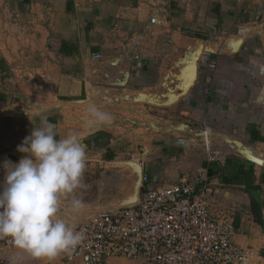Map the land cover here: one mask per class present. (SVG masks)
I'll return each instance as SVG.
<instances>
[{
	"label": "crops",
	"instance_id": "crops-1",
	"mask_svg": "<svg viewBox=\"0 0 264 264\" xmlns=\"http://www.w3.org/2000/svg\"><path fill=\"white\" fill-rule=\"evenodd\" d=\"M1 1L12 13H0V20L15 17L25 43L0 49V181L4 162L18 163L23 154L17 147L47 121L57 126L58 139L80 135L94 162L86 164L83 185L102 193L105 182L113 194L102 208L100 194L87 193L83 214L71 211L77 191L62 197L60 214L69 224L119 209L127 193L138 201L201 174L213 212L233 218L234 242L264 264V102H258L264 94V0ZM7 28L0 23V34ZM27 40L30 54L19 55ZM122 99L139 100L131 105L162 110V116L176 107L198 127L189 128L195 131L189 136L186 122L173 129L166 123L175 135H160L143 154L132 150L131 191L123 163L112 165L122 153L109 139L112 129L84 122L90 105L106 113L108 101ZM96 161L102 182L89 181ZM3 263L60 264L58 257L39 261L20 249L0 252ZM116 263L145 264L108 262Z\"/></svg>",
	"mask_w": 264,
	"mask_h": 264
},
{
	"label": "built area",
	"instance_id": "built-area-1",
	"mask_svg": "<svg viewBox=\"0 0 264 264\" xmlns=\"http://www.w3.org/2000/svg\"><path fill=\"white\" fill-rule=\"evenodd\" d=\"M142 179L144 183L149 180L147 176ZM210 197L211 188L201 174L167 189L149 191L133 205L96 214L76 225L85 239L58 258L61 264H108L111 260L262 264L253 250L234 242L233 218L214 213ZM13 248L9 240L0 239V252Z\"/></svg>",
	"mask_w": 264,
	"mask_h": 264
},
{
	"label": "clouds",
	"instance_id": "clouds-1",
	"mask_svg": "<svg viewBox=\"0 0 264 264\" xmlns=\"http://www.w3.org/2000/svg\"><path fill=\"white\" fill-rule=\"evenodd\" d=\"M264 102V94L258 97ZM85 124L109 121L95 106L87 109ZM57 126L42 122L17 147L23 154L18 163L5 161L0 181V239H7L39 261H54L76 249L85 239L61 217V198L83 187L87 155L78 133L57 138ZM84 209L79 199L71 200L74 214Z\"/></svg>",
	"mask_w": 264,
	"mask_h": 264
},
{
	"label": "rangeland",
	"instance_id": "rangeland-1",
	"mask_svg": "<svg viewBox=\"0 0 264 264\" xmlns=\"http://www.w3.org/2000/svg\"><path fill=\"white\" fill-rule=\"evenodd\" d=\"M3 12H10L12 13L11 7L8 5V3H3L0 0V13ZM12 15V14H11ZM1 24H4L5 26H8V28L5 30H2L0 34V49H4V47H13V46H19L24 42V37H20L18 34V25L19 22L15 17L12 16L11 19L8 20H0ZM8 49V48H7ZM2 51V50H1ZM16 55V53H10V55ZM25 55L28 56L30 54L29 51V40H27V44L25 48L22 50V52H19V55ZM18 55V58H19ZM5 56L4 52H0V57ZM172 57V56H171ZM11 58V57H10ZM172 59V58H171ZM173 60V59H172ZM173 66V64H172ZM172 68V67H171ZM131 102H139V100H110L108 101L109 104H112L110 107L106 110V114L109 117V121L105 124L108 128L112 129V132H110L109 139H111L113 142H117L116 148L118 150L121 149L122 153L121 158L118 161V164L114 161L112 162L113 167L118 168L119 163H123V171L126 174V180L124 181V186H126L129 191H131V186L134 184L130 183L131 179V171L134 168V162H135V156H133V151L136 150L138 153L143 154V149H146L148 152L150 146L153 141V143H156V140L160 139V135L164 136H172L175 135V132H168L166 130V123L171 124L170 129H173V127L178 126V123L182 124L183 122H186L188 127V133L189 136H194L195 131L192 129L191 131L189 128H198L194 124H190L189 119L184 118L183 116L180 117L178 115V111H175L176 107H172L171 109H165L163 111H166V115L162 116L161 111L156 108H149V106H144L143 108H139L138 105ZM172 106H174L172 104ZM141 107V106H140ZM136 108H139L138 113H136ZM176 124V125H175ZM174 125V126H173ZM169 133V134H168ZM200 134V133H199ZM204 145H205V132L202 133ZM154 138V139H153ZM153 139V140H152ZM122 144V145H121ZM114 145V144H112ZM121 145V146H119ZM158 146V147H155ZM153 146L154 150H161L160 145ZM158 148V149H157ZM206 148V146H205ZM114 149V148H113ZM208 149V148H207ZM91 162L94 164L93 160H90L87 155V164ZM117 164V166L115 165ZM115 165V166H114ZM90 169V168H88ZM87 170V166H86ZM94 179H89V181H97L102 182V166H100V161L95 162L94 170L91 172ZM101 178V181H98V178ZM86 180V179H85ZM85 180H82L83 182H87ZM110 189V185L107 183H102V193L99 192L98 187H92V188H86V185L83 187L77 189L76 196H74L75 199L81 200L83 203H89L91 201L90 196L87 195V193L93 192L92 194H95V198H98V195L100 194V201L99 205L97 207L102 208H108L111 205V196L113 195ZM133 192L127 193L123 196L122 204L120 207H125L128 205H131L135 202V195L132 194ZM83 194V198H80V196ZM85 194V195H84ZM119 207V208H120ZM87 208L84 207L79 214H83L82 211L86 210ZM102 213V212H100ZM83 224L82 222H78L76 224ZM76 226V225H75ZM17 250V248L13 249H7L4 251H14ZM59 260V258H58ZM60 262V260H59ZM4 264V263H3ZM61 264V262H60ZM117 264V263H116Z\"/></svg>",
	"mask_w": 264,
	"mask_h": 264
},
{
	"label": "bare ground",
	"instance_id": "bare-ground-1",
	"mask_svg": "<svg viewBox=\"0 0 264 264\" xmlns=\"http://www.w3.org/2000/svg\"><path fill=\"white\" fill-rule=\"evenodd\" d=\"M205 136H206V140H207V142L209 143V134L206 132L205 133ZM193 151V150H192Z\"/></svg>",
	"mask_w": 264,
	"mask_h": 264
},
{
	"label": "water",
	"instance_id": "water-1",
	"mask_svg": "<svg viewBox=\"0 0 264 264\" xmlns=\"http://www.w3.org/2000/svg\"><path fill=\"white\" fill-rule=\"evenodd\" d=\"M137 201H135L133 204H135ZM133 204H131V205H133ZM128 206H130V205H128ZM125 207H127V206H125ZM122 208V207H121Z\"/></svg>",
	"mask_w": 264,
	"mask_h": 264
},
{
	"label": "snow or ice",
	"instance_id": "snow-or-ice-1",
	"mask_svg": "<svg viewBox=\"0 0 264 264\" xmlns=\"http://www.w3.org/2000/svg\"><path fill=\"white\" fill-rule=\"evenodd\" d=\"M262 72H264V70H262ZM195 79V77H193V80Z\"/></svg>",
	"mask_w": 264,
	"mask_h": 264
}]
</instances>
